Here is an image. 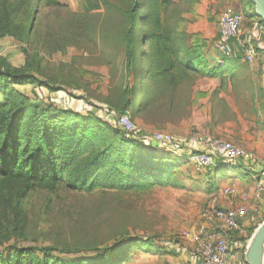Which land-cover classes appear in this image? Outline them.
<instances>
[{
  "label": "rangeland",
  "instance_id": "obj_1",
  "mask_svg": "<svg viewBox=\"0 0 264 264\" xmlns=\"http://www.w3.org/2000/svg\"><path fill=\"white\" fill-rule=\"evenodd\" d=\"M59 1L62 7H49L38 0H0V65L24 70L61 90L51 93L37 85L16 87L35 104L83 117L95 113L113 122L107 111L125 102L131 91L141 90L136 76L147 70L146 61L140 58L129 62L127 49L132 30L135 49L139 48L142 28L139 20L134 28L132 12L134 5L140 11L143 0ZM227 7L248 20L257 18L252 0H173L169 8L161 9L160 17L179 46L185 39L188 47L199 46L209 63L216 64L225 57L219 46V18ZM139 63L141 73L137 74L132 69ZM254 64L240 55L223 82L202 76L180 78L176 72L174 81L164 79L157 86L147 83L154 106L133 122L138 136L147 135L152 142L157 132L174 137L171 147H145L173 160L175 176L164 174L162 183L150 182L128 193L37 189L24 200L21 219L0 200V241L4 242L0 251L8 246H32L92 257V249L141 240L146 246L134 248L123 264H197V246L185 235L195 231L200 215L211 204L226 202L221 192L228 183L220 172L208 180L207 171L198 170L191 156L201 152L210 138L240 146L232 138H243L256 123L254 117L264 111V96L255 98L249 82L261 79ZM143 96H137V104ZM124 115L133 117L128 112ZM226 168L231 175L227 180L235 172L239 175L240 168ZM211 181L216 183L214 189ZM263 219L264 215L234 235L247 246Z\"/></svg>",
  "mask_w": 264,
  "mask_h": 264
},
{
  "label": "trees",
  "instance_id": "obj_2",
  "mask_svg": "<svg viewBox=\"0 0 264 264\" xmlns=\"http://www.w3.org/2000/svg\"><path fill=\"white\" fill-rule=\"evenodd\" d=\"M38 2L49 7L63 6L59 0ZM172 2L143 0L141 16L140 11L135 10L136 5L133 7L134 28L139 20L143 30L140 29L138 49L132 40L134 31L130 32L128 59L131 63L135 58L146 61L147 70L139 74L141 63L132 69L140 75L136 78L141 90L131 91L125 102L107 111L115 119L113 122L95 113L83 117L74 111L35 104L16 87L37 85L51 93L61 90L24 70L0 65V200L14 209L18 219H21L24 200L37 189L56 192L65 188L86 193L115 189L128 193L144 189L150 182L162 183L164 174L169 178L175 176L171 173L173 160L145 147L152 149L161 145L152 142L147 135L138 136V131L132 136L127 135L117 126L118 117L128 112L133 121L154 106L147 83L157 86L164 79L174 81L176 72L180 78L202 76L220 78L223 82L226 71L233 69L236 60L232 62L224 57L216 64H210L199 46L188 47L185 39L179 46L178 39L175 40L171 35L173 32L163 26L160 17L161 9L169 8ZM253 21L263 23L257 18ZM148 46L150 50L144 49ZM139 94L144 96L137 104ZM226 167L223 164L206 170L208 180L213 179L212 174L216 171L221 176L226 175ZM209 185L211 189L216 187L213 181ZM134 242L128 240L104 249H92V257H77L68 249L8 246L0 251V264H123L134 248L146 246L144 241ZM2 245L4 242L0 241Z\"/></svg>",
  "mask_w": 264,
  "mask_h": 264
},
{
  "label": "built area",
  "instance_id": "obj_3",
  "mask_svg": "<svg viewBox=\"0 0 264 264\" xmlns=\"http://www.w3.org/2000/svg\"><path fill=\"white\" fill-rule=\"evenodd\" d=\"M244 23L243 14L227 7L219 18V46L225 53L230 52L231 48H237L248 64H254L257 54L264 56V23L253 22L248 28L247 38ZM251 40L254 41L252 46L247 43ZM117 126L129 136L138 131L127 115L118 117ZM152 138L156 143L167 147H171L175 141L174 137L166 132H157ZM254 159V156L242 147L218 138L206 140L203 150L192 156V162L199 170H213L225 164L254 171ZM221 195L231 207L225 208L216 202L211 204L200 215L195 231L185 235L187 240L197 246V264H228L231 239L241 230L251 207L262 199L264 182L255 179L252 194L239 187L227 186L223 188Z\"/></svg>",
  "mask_w": 264,
  "mask_h": 264
},
{
  "label": "crops",
  "instance_id": "obj_4",
  "mask_svg": "<svg viewBox=\"0 0 264 264\" xmlns=\"http://www.w3.org/2000/svg\"><path fill=\"white\" fill-rule=\"evenodd\" d=\"M250 21L251 20L245 18L244 28L246 38L249 35L248 28L251 23H253V21ZM253 42L254 41L251 40L247 43L252 46ZM221 50L223 51L222 48ZM222 54L232 62L238 60L240 55H242L237 48H231L230 52L228 53H225L223 51ZM253 70L255 71V73L261 74V79L260 81L257 80L253 82L251 80L249 82L251 87H254L255 98H257V96L261 98V96H264V56H261V54H257V59L253 66ZM254 80H256V78ZM258 105H260V103H258ZM261 118L263 119V121H261ZM254 120L256 123H254L253 126L251 125L247 128L246 133H244L243 135V138L234 137L232 138V140L240 145L239 147H242L252 155H255V161L253 162L255 170L250 171L249 169L240 168V170H237L239 175H236L235 172L234 174H232L231 180H227L228 177H231V175L229 174L222 176L225 177L226 182L229 186L239 187L240 189L249 191V193L251 194L254 189L255 179H259L264 182V111L259 113L258 117H254ZM214 174H216V172L212 174L213 179L215 178ZM228 185H226V187ZM237 203H239V201H237ZM223 206L225 208L231 207L227 201L223 204ZM251 208V212L249 213L245 223H243L242 225L243 228L248 227L250 224H257L261 220L262 216L264 215V195L262 199L257 204H254V206H252ZM234 236L235 235H233L230 243L231 253L228 259V264H247L245 259L246 246L243 242L239 241L237 236Z\"/></svg>",
  "mask_w": 264,
  "mask_h": 264
},
{
  "label": "water",
  "instance_id": "obj_5",
  "mask_svg": "<svg viewBox=\"0 0 264 264\" xmlns=\"http://www.w3.org/2000/svg\"><path fill=\"white\" fill-rule=\"evenodd\" d=\"M258 19L264 23V0H252ZM247 264H264V221L255 230L246 246Z\"/></svg>",
  "mask_w": 264,
  "mask_h": 264
}]
</instances>
